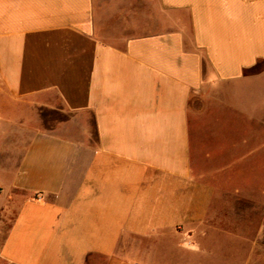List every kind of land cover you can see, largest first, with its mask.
<instances>
[{
	"label": "crops",
	"instance_id": "0c3cea01",
	"mask_svg": "<svg viewBox=\"0 0 264 264\" xmlns=\"http://www.w3.org/2000/svg\"><path fill=\"white\" fill-rule=\"evenodd\" d=\"M239 246L264 264V0H0V264Z\"/></svg>",
	"mask_w": 264,
	"mask_h": 264
},
{
	"label": "rangeland",
	"instance_id": "374dc122",
	"mask_svg": "<svg viewBox=\"0 0 264 264\" xmlns=\"http://www.w3.org/2000/svg\"><path fill=\"white\" fill-rule=\"evenodd\" d=\"M243 250H244V248H242V247H240L239 246V249H238V254H239V260H238V264H245V261H244V259H241V255H242V253H243ZM223 252V251H222ZM225 252V251H224ZM226 258H225V253H223V255H222V253H221V260H220V262H218L217 264H224L225 262H227L226 260H225ZM234 261V260H233Z\"/></svg>",
	"mask_w": 264,
	"mask_h": 264
}]
</instances>
